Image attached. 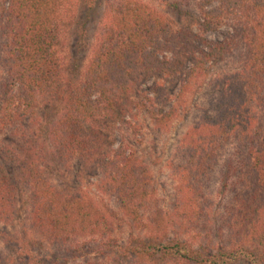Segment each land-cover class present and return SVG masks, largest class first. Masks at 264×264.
Segmentation results:
<instances>
[{
    "label": "trees",
    "instance_id": "trees-1",
    "mask_svg": "<svg viewBox=\"0 0 264 264\" xmlns=\"http://www.w3.org/2000/svg\"><path fill=\"white\" fill-rule=\"evenodd\" d=\"M103 1L80 0L83 10L105 13L83 73H70L59 51L72 0L0 2V223L12 222L22 184L31 195L33 229L61 251L30 262L100 264L116 243L114 224L101 210L57 190L37 158L23 154L21 160L5 145L10 131L18 147L16 129L36 125L41 102H54L62 110L43 131L57 159L96 169L100 191L138 231L116 252L150 264H264V0H203L198 13L178 10V26L136 0ZM221 28L228 29L223 40L207 38ZM226 61L234 70L215 81L213 108L185 135L171 162L179 183L173 214L150 209L148 167L124 144L107 145L98 126L118 123L133 92L151 78L189 81ZM147 115L161 126L168 118ZM218 169L229 213L216 227L209 191ZM0 264H6L1 257Z\"/></svg>",
    "mask_w": 264,
    "mask_h": 264
},
{
    "label": "rangeland",
    "instance_id": "rangeland-1",
    "mask_svg": "<svg viewBox=\"0 0 264 264\" xmlns=\"http://www.w3.org/2000/svg\"><path fill=\"white\" fill-rule=\"evenodd\" d=\"M136 1L143 3L150 11L164 16L173 26H178L181 24L179 17L181 13L179 15L178 10L189 9L198 13L203 0ZM72 3L74 4L71 7L69 23L65 29L61 27V34L58 35L59 51L62 62L70 73H83L100 35L105 13L103 9L98 10L97 8L83 10L80 0H72ZM102 3L104 4L103 0ZM227 32V28H221L207 34V38L210 41H220L224 39ZM233 70L234 65L232 66L229 61H226L210 67L205 75L189 81H186L185 78H169L167 80L151 78L133 92L129 111L118 123L103 122L98 126V134L103 137L107 145L111 144L114 149L120 144H124L148 167L154 189L150 209L163 210L169 215L173 214L176 189L179 186L171 168L175 151L185 135L200 123L204 113L213 108L216 100L215 81ZM3 80L4 72L0 68V83ZM61 110L62 107L54 102H41L37 110L36 125L25 122L16 129L19 136L22 137L21 141L16 140L18 147L15 145L12 147V140L15 137L14 133H10V131L6 132L4 136L5 145L17 150L22 156L21 160L22 158L26 159L25 155L37 158L44 166V175L57 190L83 197L95 208L101 210L109 223L113 222L116 243L109 253L99 259L100 264H150L146 260L135 261L124 258L122 252H116V247H122L123 243L129 242L132 237L135 238L138 231L134 230L129 221L122 216L117 204L100 191L99 172L89 168L88 165L85 166L82 162L67 165L60 163L57 159L43 130L55 122ZM148 111L154 112L155 115L159 114L158 119L167 115L168 118L164 125L155 124L148 117ZM11 167L15 170L14 172H17L18 166L12 164ZM221 178L220 169H218L213 179V186L209 191L210 199L213 201L211 212L217 217V221L213 224L216 227L225 221L224 218L228 219L227 214L229 213L225 210L229 194L221 187L223 184ZM233 179L235 180V178ZM16 193L12 222L9 224L0 223V257L2 261L6 264H35L30 262L29 258L34 259V256L37 255L36 260L41 257L44 260L45 257L47 259L49 253H54L57 256L61 254L59 249L47 246L33 229L30 219L31 195L28 190L20 184L17 186ZM262 223L264 222L261 220ZM49 261L50 263L54 262L53 259ZM58 262V264H81L77 260L68 263Z\"/></svg>",
    "mask_w": 264,
    "mask_h": 264
}]
</instances>
